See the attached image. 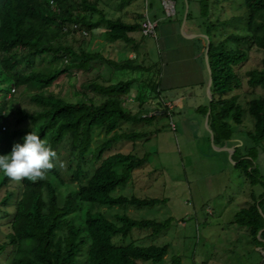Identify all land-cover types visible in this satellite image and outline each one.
Here are the masks:
<instances>
[{
    "label": "trees",
    "instance_id": "obj_1",
    "mask_svg": "<svg viewBox=\"0 0 264 264\" xmlns=\"http://www.w3.org/2000/svg\"><path fill=\"white\" fill-rule=\"evenodd\" d=\"M50 1L54 3V7L50 5ZM243 1L244 17H232L218 25L222 27L230 23H244L245 33H227L220 37L215 35L217 26L209 19L210 0L199 1L203 15L208 20L206 36L209 39L208 63L212 77L211 101L203 110V117L209 109L208 125L213 133L215 146L231 139L230 122L236 125L242 123L243 108L238 103V96L233 93L241 87V79L235 67L247 61L251 48L264 51V0ZM83 12H87L89 17L86 18ZM93 14L100 15L97 21L92 20ZM188 17L189 13L186 20ZM72 24L90 32L101 24L109 43L121 42L129 45L133 51L138 49V43L132 34L139 31L141 26L126 23L120 18H107L98 10L96 0H3L0 8L2 84L11 82L9 87L15 91L29 85L47 88L61 76L70 74V71L86 72L91 62L102 60L98 53L54 46L69 34V31L64 32L63 29ZM229 42H234L237 48H229ZM44 55L61 62V66L47 71L36 69L35 59ZM64 59H67V63H64ZM108 64L116 68L121 66L113 62ZM122 64L130 72L140 73L141 77L150 72L128 60ZM246 77L249 87L264 90V59L260 66L248 71ZM133 83V80L108 85L91 83L89 91L102 97L99 104L85 98L70 103L57 94L32 95L30 99L37 110L32 113L18 111V121L29 120L31 126L23 130L12 129L8 133L6 126L9 119L4 113L7 93L0 89V155L9 154L13 144H22L26 134L36 131L55 152L59 145L67 141L71 152L78 159L70 178L71 182L78 183V188L63 200L59 198L56 189L59 182L47 179L35 183L26 179L21 181L11 215L7 208L13 192L5 191L0 198V208L7 216H11L8 224L10 232L0 246V249H10V264H79V257L84 250V264L163 262L168 246H140L135 239L128 245H114L112 239L131 237L133 230L144 231L149 237L157 236L168 227V221L159 223L154 220H134L127 215H117L116 221H111L99 212H86L84 220L79 224L68 218L84 203L142 208L165 202L155 198L111 195L116 188L130 180L136 169L148 163L146 155L138 158L132 154L117 153L103 158L104 152L118 141H146L150 136L145 131L118 133L122 123H146L156 115L143 117L142 112L126 108L125 100L129 97ZM142 83L145 88L160 93V84L151 78H142ZM157 105L156 110L162 108L163 116H168L166 106L162 102ZM247 115L254 124L253 130L248 131L246 136L254 146L246 150V154L236 149L233 161H237L235 167L252 185L261 184L264 187V181L257 175L259 158L255 151L259 147L264 154V96L247 103ZM95 128L100 129L106 139L92 153L90 148ZM87 155L91 161L99 163L92 172L85 171L81 166ZM117 165L122 166L120 173L114 170ZM52 173L59 180L56 177L57 171ZM8 180L9 177L0 172V190L6 187ZM259 199L258 205L254 203L243 208L234 217L235 223L247 227L258 244L256 236L264 228V218L258 207L262 209L264 205V192ZM263 238L264 232L259 235V239ZM171 264H179V261L172 259Z\"/></svg>",
    "mask_w": 264,
    "mask_h": 264
},
{
    "label": "rangeland",
    "instance_id": "obj_2",
    "mask_svg": "<svg viewBox=\"0 0 264 264\" xmlns=\"http://www.w3.org/2000/svg\"><path fill=\"white\" fill-rule=\"evenodd\" d=\"M173 1L174 14L172 16H167L165 13L162 0H96V3L98 10L107 18H120L129 24L141 26L144 15L151 19L160 18L162 22L156 31L157 38H159L162 26L166 29L168 25L179 24L181 28L183 23L186 25V29H190L195 24L206 34L208 20L203 15L200 0ZM2 3L3 0H0V8ZM210 3L209 19L217 26L215 35L220 37L227 33H245L244 23H230L222 27L218 25L232 17H244L243 0H210ZM186 13H189L187 20L184 19ZM83 14L86 18L89 17L87 12H83ZM99 17V14H93L92 20L97 21ZM78 28L79 31L65 35L54 46L61 45L79 52L98 53L103 59L91 62L90 68L86 72L70 71V74L61 76L47 88L29 85L17 88L14 93L9 94L11 82L2 84L0 80V89L7 93L4 113L9 119V124L6 126V133L12 129L23 130L31 126L29 120L18 121V111L24 110L27 113H32L37 110L36 105L30 99L32 95L57 94L70 103L85 98L99 104L102 97L89 91L88 86L91 83L108 85L133 80L129 97L134 95L139 103L134 107L130 103L125 104L126 108L132 109L133 112H142V115L156 114L157 116L155 115L146 123H122L119 126L118 133L145 131L150 133V136L146 141H118L104 152L103 158L117 153L132 154L138 158L146 155L148 163L136 169L130 180L125 185L116 188L111 195L113 197L135 196L140 199L155 198L165 202L153 207L142 208L84 203L68 218L75 224H79L84 220L86 212H99L111 221H116L117 215H127L134 220H154L159 223L168 221V227L159 235L135 241L140 246H168V253L160 264H171L172 259L178 260L179 264L245 263L242 260L246 253L242 248L245 245L246 236L241 234L240 237H235L237 226L225 225L230 214H224L221 219L225 223H222L218 212L227 197L237 198L239 195L241 196V190L248 192L250 186L246 182L243 183L240 171L233 168L232 161L228 160L229 155L225 159L224 152L219 154L211 145V135L206 130L205 117H203V110L207 107L208 102L206 92L203 97L190 99L189 105L185 106L183 111L178 112L175 109L171 113L172 108H167L170 115L161 116L155 113L157 104L162 102L168 94H183L185 91L157 94L149 88H145L142 78H151L161 84L163 74L168 75L170 72V57L165 53L167 49L165 51L163 47L161 48L160 42L156 43L154 39L142 37L140 30L132 34L138 43L137 51H133L129 45L124 43H109L105 38V29L101 24L91 32L79 25ZM83 32H86L87 35H84ZM228 47L235 49L237 45L234 42H229ZM204 52L205 49L201 50V62L205 73H207ZM262 59H264V51L253 47L248 52L247 61L235 67V71L241 79V87L233 93L238 96V103L243 108V119L241 125H236L233 122H230V125L233 136L239 140V148L243 150L251 149L254 146L246 136L248 131L253 130L254 124L247 115V103L252 99L264 96V90L251 88L247 85L246 73L260 66ZM127 60L135 66L149 69L150 72L145 73L144 77H141L138 72H130L122 64ZM108 62L121 66L112 67ZM34 66L38 70L47 71L50 68L61 66V62L52 60L51 56L44 55L42 58L35 59ZM193 91L195 89H192ZM200 104L202 106L198 108ZM160 109L164 112L162 108ZM206 135H208L209 142ZM105 139L106 137L100 129L95 128L90 151L93 153ZM255 151L256 157L259 158L257 175L264 181V154L259 147ZM77 162L76 154L71 152L67 141L59 145L56 158L53 161L54 167L47 173L46 179L59 182L56 189L61 200L78 188V183H73L70 180ZM98 164V162L91 161L90 156L87 155L81 166L85 171L92 172ZM54 170L57 171L56 177L59 180L55 179L52 173ZM114 170L120 173L122 166L117 165ZM19 185L20 183L9 178L6 187L0 190V198L3 197L5 191L13 192V197L7 208L10 215L13 213V202L17 198ZM251 188L254 192L264 191L261 184ZM235 207L234 204H231L229 210L233 211ZM207 208L214 211L213 217H208ZM10 220L11 216H7L0 208V246L5 241V236L10 232L8 226ZM141 233L145 232L133 230L131 237L125 239L115 237L112 242L114 245H128ZM253 250L248 254L251 261L258 259ZM85 256L86 250L80 255L79 264H84ZM244 260L248 261L245 258ZM10 261V249L1 248L0 264H10ZM138 264L153 263L138 261Z\"/></svg>",
    "mask_w": 264,
    "mask_h": 264
},
{
    "label": "crops",
    "instance_id": "obj_3",
    "mask_svg": "<svg viewBox=\"0 0 264 264\" xmlns=\"http://www.w3.org/2000/svg\"><path fill=\"white\" fill-rule=\"evenodd\" d=\"M153 20L158 22V28H160L162 20L160 18H153ZM159 32H160L158 36L159 38L156 39V43L157 41L160 42L161 48L163 47L165 51L167 49V52L165 53L168 57H170L169 58L170 72H168V75L163 74L159 91L165 93L167 92L170 93L171 91L173 92L181 91V90L185 91L183 94H168V96L162 100V105L171 106L172 108L171 109L172 112L170 111L171 113H173L175 109L178 112H181L183 111L185 106L189 105L188 102L190 99L196 97L199 98L203 97L204 92H206L207 89L208 74L205 73V68L201 62L202 56L200 54L201 50L205 49V41L201 35H206V34L202 32L199 26H196L195 24L192 25L190 29H186L185 24L182 28V33L186 36H189L190 38H184L181 35V28L179 24L174 26L168 25L166 26V29L164 26H162ZM199 38H202V40H199ZM192 89H195V91L192 92ZM127 100L131 101L130 104L132 107H134L139 103L137 97L135 98L134 95H131V97H127ZM208 103L209 102H207V107H208ZM199 106L202 105L201 104L198 105V108H200ZM155 113H158L161 116H163L164 114V112H162L161 109H159L158 111L155 109ZM206 136H207V141L209 142L208 135ZM227 147L234 148V152L225 151L224 149ZM239 147H240L239 140H237L236 137L233 136V134L229 141H224L221 142L219 145H216L219 154L224 152L225 159L227 155H229L228 157L229 161H233L236 149H239L242 154H246V150H243ZM233 162L234 163L231 162L233 164V168L237 169L235 167L237 161H233ZM229 165L232 166L230 163ZM240 174L243 179V183L246 182L250 186L249 187L250 190L248 192H244L241 190L240 193L241 196L239 195L237 198L232 196L230 198L227 197L220 206L218 217L220 218V220H222L221 218L224 216V214L229 213L230 218L226 219V223L223 222L222 220V223H225V225H229L232 227L237 226V229H235V237H240L241 234L242 236H246L245 245L242 248V250H244V252L246 253V255H243V260H242L245 263L242 262L239 264H264V238L259 239V235L260 233L264 232V228L263 230L259 231L256 236V239H258L259 241L258 244L251 237L249 233V229L247 227L238 226L234 221L235 215L241 209L246 208L254 203L258 205V203L261 200L259 199V196L264 191L254 192L251 187L256 185H252L241 172ZM231 204H234V206H236L233 211L229 210ZM258 209L261 215L262 214L264 215V205L262 209H260L259 207ZM206 213L208 217H213L214 215V211L210 208L206 209ZM238 227L239 229L240 228L243 229L239 230ZM145 233L144 234L141 233V235L137 236L135 240L139 241L142 238L145 237L148 238L149 234L148 233L145 234ZM142 235L144 237H141ZM251 249L252 250L254 249L253 251H255V253L257 254L258 256V259H256L257 261L256 260L251 261L250 257L248 256L249 251H252ZM244 258L247 259L248 261L244 260Z\"/></svg>",
    "mask_w": 264,
    "mask_h": 264
},
{
    "label": "clouds",
    "instance_id": "obj_4",
    "mask_svg": "<svg viewBox=\"0 0 264 264\" xmlns=\"http://www.w3.org/2000/svg\"><path fill=\"white\" fill-rule=\"evenodd\" d=\"M55 158L56 152L47 140L31 131L23 137L22 144L15 143L9 154L0 155V172L17 183L25 179L35 183L46 179Z\"/></svg>",
    "mask_w": 264,
    "mask_h": 264
},
{
    "label": "built area",
    "instance_id": "obj_5",
    "mask_svg": "<svg viewBox=\"0 0 264 264\" xmlns=\"http://www.w3.org/2000/svg\"><path fill=\"white\" fill-rule=\"evenodd\" d=\"M162 4L164 6L165 13L167 16H172L174 14V1L173 0H162ZM50 5L53 7L54 3L50 1ZM157 28H158V22L149 18L147 15H144L142 22H141V28H140V34L142 37L145 38H150V39H157ZM64 32H74V31H79L78 25L72 24V25H67L63 29ZM84 35H87L86 32H83ZM64 63H67V59H64ZM15 89L11 88L9 91V94L14 93ZM131 103L130 100H125V104ZM168 106V105H167ZM166 108H171L170 106ZM168 116L170 115L169 111L167 112ZM151 115H144L143 117H150ZM172 125V124H171ZM4 129V128H3ZM173 129V125H172Z\"/></svg>",
    "mask_w": 264,
    "mask_h": 264
},
{
    "label": "water",
    "instance_id": "obj_6",
    "mask_svg": "<svg viewBox=\"0 0 264 264\" xmlns=\"http://www.w3.org/2000/svg\"><path fill=\"white\" fill-rule=\"evenodd\" d=\"M186 16H187V13L185 14V17L184 19L186 20ZM184 26V23L183 25L181 26V35L184 37V38H190L189 36H186L182 33V28ZM202 38L205 40L206 42V45H205V52H204V58H205V64H206V70H207V74H208V84H207V89H206V97H207V100L208 102L211 101V98H210V88H211V84H212V77H211V70H210V66H209V63H208V45H209V39L206 35H201ZM209 114H210V110L208 109L207 111V114L205 116V127H206V130L207 132L211 135V145L213 147V149L215 151H218V149L216 148V146L214 145V136H213V133L212 131L209 129V125H208V120H209ZM225 151H233L234 152V148H231V147H227L224 149ZM232 163H234L232 161ZM262 216L264 217V215L262 214Z\"/></svg>",
    "mask_w": 264,
    "mask_h": 264
}]
</instances>
